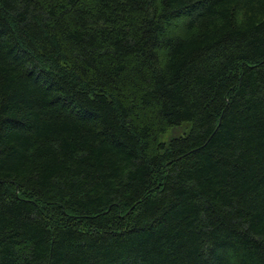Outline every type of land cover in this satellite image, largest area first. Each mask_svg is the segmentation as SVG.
Listing matches in <instances>:
<instances>
[{"label":"trees","instance_id":"1","mask_svg":"<svg viewBox=\"0 0 264 264\" xmlns=\"http://www.w3.org/2000/svg\"><path fill=\"white\" fill-rule=\"evenodd\" d=\"M0 264H264V0H0Z\"/></svg>","mask_w":264,"mask_h":264},{"label":"rangeland","instance_id":"2","mask_svg":"<svg viewBox=\"0 0 264 264\" xmlns=\"http://www.w3.org/2000/svg\"><path fill=\"white\" fill-rule=\"evenodd\" d=\"M191 123L186 122L180 126L170 128L167 132L161 135V142L168 144L172 139L180 138L187 135L191 129Z\"/></svg>","mask_w":264,"mask_h":264}]
</instances>
